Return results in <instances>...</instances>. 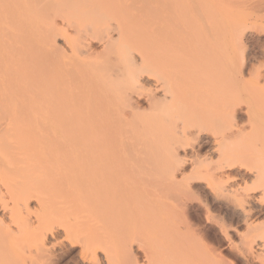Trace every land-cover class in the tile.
<instances>
[{
    "label": "rangeland",
    "instance_id": "obj_1",
    "mask_svg": "<svg viewBox=\"0 0 264 264\" xmlns=\"http://www.w3.org/2000/svg\"><path fill=\"white\" fill-rule=\"evenodd\" d=\"M32 1L31 35L21 43L36 55L42 28L47 24L57 27L60 36L55 48L44 52L43 62L47 102L58 106L63 119L73 120L83 130L91 128L100 90L107 87L137 92L131 101L121 98L114 107L113 122L123 129L122 137L133 134L138 142L134 149H116L110 167L114 179L131 183L138 174L158 178L166 167L163 142L178 138L177 161L182 160L175 163L178 186L158 191L159 197L191 204L188 214L180 215V219L199 233V253L212 254L220 264H264V165L257 158L264 148V78L260 86L255 78L264 75V0H77L74 8L70 5L75 0H49L47 5V0ZM84 8L92 12L80 22V13L85 12L80 10ZM66 17L77 18L82 24L106 17L124 21L128 27L125 52L117 57L121 44L104 50L95 38L89 42L91 54L82 52ZM215 28L226 31L217 43L212 39ZM167 33L172 38L166 40ZM164 53L173 58L178 76L173 104L164 101L162 91L157 92L155 101H149L154 80L160 79L165 70L166 63L160 61ZM140 59L146 62L140 64ZM106 62L110 67H103ZM56 68L60 83L54 90ZM114 71L123 74L120 81L106 76ZM139 77L153 81L139 89ZM131 103L133 108L129 107ZM168 117L173 119L165 127L162 122ZM237 124L246 125L247 130L234 138L231 134ZM154 140L160 141L152 148ZM116 144L123 145L124 141ZM234 153L248 154L249 158L239 159L238 163L244 165L233 172L229 184L235 193H230L218 189L213 176ZM247 195L254 198L250 203L245 201ZM225 203L243 208L250 215L251 226L225 208ZM67 208V212L73 210L69 205ZM220 226L229 231L231 241L218 234ZM122 233L93 236L101 264H107L105 250L111 251L112 264H128L114 244ZM81 238L79 233L65 238L47 264H85ZM138 256L144 264L140 252ZM0 264L19 263L0 260Z\"/></svg>",
    "mask_w": 264,
    "mask_h": 264
},
{
    "label": "bare ground",
    "instance_id": "obj_2",
    "mask_svg": "<svg viewBox=\"0 0 264 264\" xmlns=\"http://www.w3.org/2000/svg\"><path fill=\"white\" fill-rule=\"evenodd\" d=\"M48 2L45 1L44 5ZM32 3V0H8L7 5V0H0V260L47 264L65 238L79 233L83 236V263L101 264L99 246L93 236L122 231L114 244L128 264H140L139 252L145 259L144 264H220L212 254L197 251L201 243L199 233L180 219V215L188 214L191 204L157 194L178 186L175 173L179 172V169L175 170L180 155L178 138L163 142L166 167L159 172L158 178L138 174L131 183H121L110 174L116 149H134L138 144L133 134L122 137L123 129L113 122V111L118 101L121 98L131 101L137 92L127 93L107 87L100 90L94 125L84 130L73 120L63 119L57 105H49L43 54L55 48L60 34L55 25L47 24L41 30L42 43L38 53L31 55L26 51L21 42L28 41L31 35ZM77 5L75 0L70 6L74 8ZM80 11H85L80 13V22L92 12L91 8ZM66 18L74 28L75 39L82 52L91 54L89 42L94 38L100 40L104 50L121 44L117 57L125 52L128 27L124 21H112L114 18L106 17L82 24L77 18ZM225 35V29L219 28L214 31L212 39L217 43ZM165 38H172V34H165ZM160 61L166 63L165 70L160 79L154 80L149 101H155L157 92L162 91L164 101L173 104L176 101L174 82L178 79L173 70L174 60L164 53ZM107 62L103 67H110ZM138 62L143 64L146 60ZM53 76V89L57 90L59 68ZM106 76L115 81L123 78L121 72L115 71L108 72ZM255 78L256 85L260 86L264 75L259 74ZM149 81L153 80L139 77L136 83L141 89ZM138 102L136 107L140 109ZM130 106L133 108L134 104ZM169 118L162 122L165 127L172 122L173 118ZM235 126L231 134L234 138L247 130L246 125ZM118 140L124 144L117 146ZM159 141L154 140L152 148L157 147ZM248 156L234 153L219 168L213 176L218 189L222 187L234 192L229 181L234 171L242 170L241 165L244 164H239V159ZM257 158L264 165V148ZM256 175L258 172L254 177ZM252 199V195L245 197L247 202ZM237 200L239 202L240 199ZM67 205L73 210L67 212ZM223 205L251 226L250 215L243 208L232 204L231 207L228 203ZM217 231L222 238L231 241V234L225 227L220 226ZM105 252L103 259L112 264L111 251ZM248 261L249 258L245 262Z\"/></svg>",
    "mask_w": 264,
    "mask_h": 264
}]
</instances>
